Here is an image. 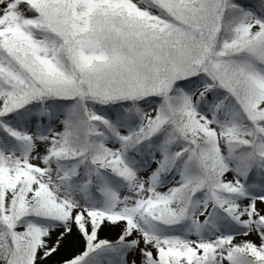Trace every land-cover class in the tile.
Returning <instances> with one entry per match:
<instances>
[{
  "label": "snow or ice",
  "instance_id": "1",
  "mask_svg": "<svg viewBox=\"0 0 264 264\" xmlns=\"http://www.w3.org/2000/svg\"><path fill=\"white\" fill-rule=\"evenodd\" d=\"M0 264H264V0H0Z\"/></svg>",
  "mask_w": 264,
  "mask_h": 264
}]
</instances>
